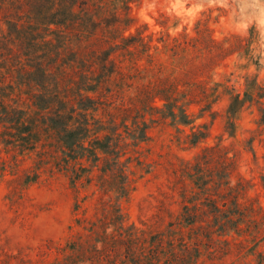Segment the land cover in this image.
Wrapping results in <instances>:
<instances>
[{"label":"trees","instance_id":"1","mask_svg":"<svg viewBox=\"0 0 264 264\" xmlns=\"http://www.w3.org/2000/svg\"><path fill=\"white\" fill-rule=\"evenodd\" d=\"M4 1L1 79L18 81L0 86V140L20 152L47 147L72 188L93 184L100 193L85 239L66 245L56 264H250L252 255L264 264V206L216 146L172 165L177 211L174 195L162 193L148 222L126 227L118 201L135 160L121 161L129 145L147 140L159 120L190 125L191 106L211 113L212 71L228 49L202 37L206 29L155 40L132 32L138 0ZM246 101L251 92L232 97L230 135ZM206 137L192 127L189 143Z\"/></svg>","mask_w":264,"mask_h":264},{"label":"rangeland","instance_id":"2","mask_svg":"<svg viewBox=\"0 0 264 264\" xmlns=\"http://www.w3.org/2000/svg\"><path fill=\"white\" fill-rule=\"evenodd\" d=\"M130 15L131 31L138 28L153 40L195 36L197 29H206L202 37L228 50L212 71L210 86L217 87L218 100L211 113L191 106L190 125L159 120L148 129V139L130 144L121 158L135 157L126 169L128 193L118 200L124 225L141 228L156 212L162 193L174 195L170 202L177 211L180 199L171 190V167L191 161L206 146L235 159L238 174L255 184L249 195L264 206V0H138ZM3 26L0 15V30ZM1 73L0 86L18 81L3 80ZM247 92L252 101L239 110L230 135L227 109L234 95L244 98ZM192 127L206 131V139L191 145ZM52 154L47 147L20 152L0 140V264H56L70 253L66 245L81 235L85 239L100 193L93 184L72 188L70 172L59 170ZM57 248L65 249L62 255ZM258 250L264 254V242ZM248 260L257 264L256 255Z\"/></svg>","mask_w":264,"mask_h":264}]
</instances>
